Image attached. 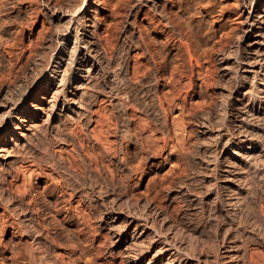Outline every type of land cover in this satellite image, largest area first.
<instances>
[{"label":"rangeland","instance_id":"rangeland-1","mask_svg":"<svg viewBox=\"0 0 264 264\" xmlns=\"http://www.w3.org/2000/svg\"><path fill=\"white\" fill-rule=\"evenodd\" d=\"M0 1V38L5 37L0 43H4L8 38V41L13 43V47L15 46L13 48L15 52L21 50L19 51L21 53L23 49L19 42H13L15 35L12 34L14 35L12 36L11 33H15L13 31L21 26L25 29V37H28L33 22V19L29 21V16L33 8L32 13H36L39 17L34 26L35 31L40 27L42 18L50 25L52 23V27L59 22L51 16L52 9L47 0ZM49 1H51L50 5L54 1L57 3V0ZM69 1L62 0L61 3H64V6L68 3L73 6L79 2V0ZM92 1L86 0L90 3ZM95 1L99 4L93 39L96 42L97 54L99 53L102 60L99 72L96 71L98 74L95 73V82L108 81L107 84L110 82L113 84L114 91L118 86H120L119 90L123 89L116 90L117 96L116 92H113L114 95L107 92H105L107 94L94 92L98 97L96 99L92 95L90 103L87 104L88 107L86 106L85 115L79 120L80 123L77 119L75 120V117H69L70 119L67 117L68 120L62 121L57 133L55 128L47 129L48 132L43 130V135L38 131L37 133L40 132L41 136L36 133L33 137L35 140L33 139L32 149H30L33 151L27 153L32 152L31 155L26 154L28 159L30 157L31 159L27 160L25 156L24 161L23 159L18 161L12 168L14 170L8 171L12 172L10 173L12 176L7 171L8 174L6 172L0 174V177H4V179L1 177L0 187L6 186L2 188L3 190L0 188V227H3L0 228V264H131L129 257L126 256L127 250L114 243L112 233L117 225V228L123 226V217L129 212L128 210L135 213L141 209L144 202L156 203L154 205L162 211L161 217L167 220L165 224H162L163 230H167L166 228L174 230L177 227L174 233H177L176 243L180 247L176 245V248L180 251H177L180 256L188 255L187 257L198 264H232L231 262L233 264H264V184H258L260 185L258 187L259 182L254 179L258 176L259 170L243 169L246 166L242 165L240 159L242 148L231 142L232 138L239 133L238 128L241 129L238 135L246 134L247 138L253 136L255 129V134H258V127L261 126L264 129V60L260 61L264 58V46L257 55L255 53V59H253L259 64L258 77L255 78L239 69L242 62L250 56L249 48H247L249 38L244 32L246 29L244 19L249 6L246 4L249 3L243 0H174L175 3L171 5L170 0L164 1L166 4L162 6L171 23L166 34L170 43L175 44L179 53L182 52L179 56L176 50L170 49L164 43V35L159 33L163 21L158 17L156 9L148 5L145 0ZM27 21L31 23L24 25ZM60 23L65 24L66 18L58 24ZM52 27L49 28L51 31L46 33V36L50 38L46 37L47 44L50 42L54 44L55 29ZM187 28L194 32L197 51L199 50L201 55L199 57L201 59L198 58L199 64H195L194 60L191 63L189 54L185 51V44L177 42V38H183ZM100 45L104 48L102 49ZM146 46L154 55L155 63L150 61ZM2 47L3 44L2 46L0 44V48ZM1 50L0 74L6 71L8 62L4 50ZM197 51L194 52L195 56L199 54ZM28 55V52H23L18 62V80L22 78L24 80L27 77L32 59L38 57L37 53ZM22 61L25 62L22 63ZM108 61L114 67L117 64V67L115 69L112 65L110 67ZM119 63L123 66L122 69L120 65V68L118 67ZM136 64L137 66H134ZM175 64L177 65V70L174 69L175 73L178 71L175 76L178 81L172 83L168 77L170 69H173ZM160 65L161 69H159ZM133 68L138 73H134ZM114 73L122 77H117ZM151 74L154 78L150 76ZM24 75L25 77H22ZM124 77L129 79L126 80ZM115 78H118L117 81ZM111 79L112 81H109ZM5 83L7 82L0 81V85ZM124 83L133 88L136 86V89H131L130 86L128 88ZM126 88L130 90V94ZM257 88L259 89L256 90ZM135 90L137 94H133ZM119 93L125 96L118 95ZM117 99L120 101L119 104ZM86 114L89 116L88 119ZM216 124L223 130V135L219 138L212 137L213 132L218 128ZM231 148L237 151L236 155L232 153L234 150ZM238 152L240 153L237 154ZM42 153L45 154L43 156L45 158L41 157L44 162L40 160ZM47 157L55 162L52 160L54 163L51 161L48 164ZM231 161H233L232 164ZM53 166L57 167L54 169ZM253 171L254 174L251 173ZM21 179L25 187L20 183ZM238 179H244L245 183ZM250 179H253L256 185H251L253 182ZM16 185L22 186L24 190L16 188ZM244 186L250 187L244 190ZM18 188L23 190L24 194ZM81 190L85 193L87 191L86 196ZM9 193L12 195L8 196ZM227 193L237 196L234 198ZM18 197L25 201L22 202L24 205H27L26 219L21 218L17 210L16 205L19 200L21 201ZM236 197H239V201H236ZM244 199L246 200L242 203ZM188 202H191V207ZM11 205L14 208H11ZM117 208L123 211L119 214L118 220L106 217L107 212H111L112 209L120 212ZM60 209L62 211H59ZM100 214L103 215L100 216ZM179 239H181L180 242ZM146 240L149 241V238H144L142 241L146 244L148 243ZM142 241L140 245L138 244V248H145L146 245H142ZM220 252L222 256L219 257ZM236 253L238 256H235ZM149 256L147 253L140 264H143Z\"/></svg>","mask_w":264,"mask_h":264},{"label":"bare ground","instance_id":"bare-ground-1","mask_svg":"<svg viewBox=\"0 0 264 264\" xmlns=\"http://www.w3.org/2000/svg\"><path fill=\"white\" fill-rule=\"evenodd\" d=\"M62 1V0H61ZM61 1H58L57 0V3H54L56 1H54L51 5H50V2H48L47 0V3L49 4V7L50 9H52L50 11L51 13V16H53V18H55V20L57 19V21L59 20V22L66 18V23L63 25V24H56L55 22H53V24L55 23V25H53L54 27H52V23L50 25V23L46 22L45 19L42 18V21L40 23V27L38 28V30H34V26L36 25L37 21L39 20V17L36 15V13H32L33 10L30 12V20L31 21L33 19V22H32V26H30V29H29V35L28 37H25V29L24 27H19L17 28L16 31H13L15 33H11L14 34L12 36H14V39H13V42L15 41L16 43L19 42L20 46L22 47V52L20 53L19 51L21 50H17L18 53H16L13 48V43L9 42L8 41V38L7 40L4 41V43H0L1 46L3 44V47L0 48L2 49L1 51L4 50V53L6 54V59L8 60L7 62V68L6 71L4 73H1L0 74V81H3V82H7L5 84H1L0 85V174L2 172H8L10 170H12V168L14 167V165L23 159L24 161V158L26 156L27 153H29L30 151H33V150H30L32 149L31 148V145H33L32 143L33 142V139L35 140V135L38 131H40L41 133L43 132V130H47V129H53L55 128L56 130V133H57V130H60L59 128H61L60 124L62 123V121H65V119H67V117H75V120L77 119L78 120V123L79 120H81V118L85 115L86 113V106L88 104V102L90 101V98L92 97V95L95 96L94 92H97V93H101V92H107L111 95H114L113 92H116V90L118 89V87L120 88V86L117 87V89L114 91L113 89V84L110 82L109 84H107V82H103L101 81V83H99L98 81L95 82V77H96V71H98L99 67L101 66V63H102V60L100 59L99 57V53L97 54V48H96V42H95V39H93V31H94V28L96 26V12L98 10V4H96L97 1L93 0L91 3L90 2H86V0H79V2L76 4L75 2V5L71 6L68 4H65L66 6H64L63 4L64 3H61ZM65 1V0H64ZM68 2H70L69 0H67ZM78 1V0H76ZM148 5H150L152 8L154 7L156 9V11L158 12V17L161 18V20L163 21V23L161 24L162 25V29L159 31L160 34L164 35V43L167 44V46L170 48V49H174L176 50L175 52L179 54L177 48H175V44L174 43H170V40L168 38V34H166V31L168 30L169 26H171V23L168 21V14L167 12L165 13V10L163 8V4L165 6L166 3H164V1L166 0H145ZM246 2V3H249V4H246V5H249L247 6L248 9L246 11V9L244 11H246V14H245V26H246V29L244 30L245 32V35L246 37L249 38V43H248V46L247 48H249V58L246 59V61L244 60L241 64V67L239 69H242L244 72H248L249 75H253V77H258L257 76V72H258V69H259V64L254 61L253 59H255V53L257 55V53L263 49V46H264V35H263V32H264V0H243V2ZM1 2V1H0ZM32 2V1H31ZM60 2V3H59ZM73 2V1H72ZM71 2V4H72ZM171 2V5H173L175 2L174 0H170ZM177 2V1H176ZM36 3V2H35ZM34 3V4H35ZM73 3V4H74ZM178 3V2H177ZM182 3V2H181ZM1 4V3H0ZM62 4V5H61ZM245 4V3H244ZM4 5V4H3ZM32 5V4H30ZM29 5V6H30ZM34 6V5H33ZM37 6V5H36ZM48 6V5H47ZM2 7V6H1ZM172 7V6H171ZM37 8V7H36ZM48 8V7H47ZM32 9V8H31ZM49 9V10H50ZM2 10V9H1ZM154 10V9H153ZM173 10V9H172ZM36 11V10H35ZM171 11V10H170ZM39 12V10H38ZM171 13V12H170ZM176 13V12H175ZM38 14V13H37ZM178 14V13H176ZM175 14V15H176ZM29 14H27L28 16ZM50 15V14H49ZM174 15V14H173ZM44 16H47L44 14ZM179 16V15H178ZM43 17V16H42ZM177 17V15H176ZM176 17H174L175 19H177ZM49 18V17H48ZM179 18V17H178ZM26 19H29V18H26ZM47 19V17H46ZM160 20V21H161ZM49 21V19L47 20ZM161 21V22H162ZM243 22V23H244ZM26 23H31V22H25L24 25H26ZM150 23V22H149ZM20 24V23H19ZM23 24V23H22ZM17 25V24H16ZM31 25V24H30ZM173 25V24H172ZM29 26V25H27ZM26 26V27H27ZM244 26V27H245ZM11 27V26H10ZM15 27V26H13ZM17 27V26H16ZM50 27H52V29L54 28L55 29V33H54V44L51 43L52 45H54L52 47V45L47 44L45 40L46 39V33L51 29H49ZM8 28V27H7ZM12 28V27H11ZM10 28V29H11ZM173 28V27H172ZM13 29V28H12ZM3 30V28H2ZM9 30V29H8ZM171 30V29H170ZM7 31V30H6ZM194 32L191 30V29H188L186 30L183 38H177V42H179L180 44L184 43L185 44V51L189 54V60L191 61L192 63V60H194L196 63L195 64H199V60L198 58L201 57L200 53H199V50L197 51V45L195 44V38H194ZM95 34V33H94ZM3 35V34H2ZM50 35V34H49ZM96 35V34H95ZM167 35V36H166ZM51 36V37H52ZM4 37V36H3ZM1 36L0 38V42H2V38ZM6 37H9L6 35ZM49 37V36H48ZM47 37V38H48ZM95 37V36H94ZM105 37V36H104ZM245 37V36H244ZM5 38V37H4ZM13 38V37H12ZM12 38L10 39V41L12 40ZM98 38V37H97ZM50 39V38H48ZM105 39V38H104ZM53 40V39H52ZM106 40H108V38H106ZM50 41V40H49ZM99 43V42H98ZM107 43V41H106ZM108 44V43H107ZM106 44V45H107ZM183 44V45H184ZM16 45V44H15ZM18 46V45H17ZM102 45H100L101 47ZM19 47V46H18ZM98 47V48H100ZM20 48V47H19ZM104 47L102 46V49ZM184 49V48H183ZM199 49V48H198ZM146 50L147 52L149 53L150 57L149 59H151L150 61L155 63V58H154V55L150 52V50L148 49V47L146 46ZM247 50V49H246ZM28 52L29 55H33L34 53H37L38 57L37 58H34L32 59L33 62L32 64L30 63L31 61H29V63L31 64L30 66V71H29V74L27 75V77L22 76V77H25L27 78L25 80H18V76H17V65L18 62H20V58L21 56L23 55V52ZM198 52L199 54H197V56L194 55V52ZM201 51V50H200ZM263 51V50H262ZM103 52V51H102ZM203 52V51H202ZM147 53V54H148ZM175 53V54H176ZM205 53V51L203 52ZM202 53V54H203ZM262 53V52H260ZM4 54V55H5ZM206 54V53H205ZM27 55V54H26ZM28 55V56H29ZM102 55V54H101ZM199 55V56H198ZM27 56V57H28ZM103 56V55H102ZM180 56V55H179ZM178 58H181L179 57ZM188 56V55H187ZM186 56V57H187ZM206 56V55H204ZM248 56V55H247ZM263 56V55H262ZM36 57V56H35ZM104 57H105V54H104ZM259 57V56H258ZM33 58V57H31ZM108 58V57H107ZM106 58V59H107ZM246 58V57H245ZM23 59V58H22ZM25 59V58H24ZM27 59V58H26ZM25 59V60H26ZM30 59V57H29ZM111 60V58H109ZM108 59V60H109ZM184 61H185V58H183ZM182 59V61H183ZM188 59V58H187ZM201 59V58H199ZM109 60V61H110ZM181 60V59H180ZM187 60L190 63V61ZM242 60V59H241ZM260 60V59H258ZM264 58L260 61H263ZM106 61V60H105ZM108 61V62H109ZM181 61V62H182ZM25 62V61H22V63ZM107 62V61H106ZM114 61H112L113 63ZM180 62V61H179ZM23 66H25L24 64H22ZM28 63V64H29ZM259 63H262V62H259ZM26 64V63H25ZM105 64V63H104ZM103 64V65H104ZM108 64V63H106ZM110 64V62H109ZM122 64V63H121ZM125 64V61L123 62V65ZM127 64V62H126ZM237 64H240V63H237ZM5 65V64H4ZM112 64H110V67H111ZM120 63L118 64V67L120 68ZM152 65V63H151ZM154 65V64H153ZM3 66V64H2ZM105 66V65H104ZM113 66V65H112ZM134 66H137L134 65ZM133 66V67H134ZM157 66V65H155ZM154 66V67H155ZM177 65L175 64V67L174 65L172 67H174L173 69H170L171 71L169 72V77L168 79L170 80V82L172 83H175L176 81H178L176 79V76L175 74L177 73L178 74V71L175 73V70H177ZM262 66V65H261ZM21 67V66H20ZM19 67V68H20ZM27 67V66H26ZM25 67V68H26ZM103 67V66H102ZM107 67V65H106ZM105 67V68H106ZM114 67V66H113ZM112 67V68H113ZM116 67H117V64H116ZM116 67H114L113 69H115ZM123 66H121V69H122ZM161 65L159 66V69ZM226 67V66H225ZM4 68V67H3ZM28 68V67H27ZM26 68V69H27ZM104 68V67H103ZM102 68V69H103ZM108 68V67H107ZM106 68V69H107ZM126 68V66H125ZM124 68V69H125ZM158 68V67H157ZM227 68V67H226ZM264 68V67H263ZM262 68V69H263ZM23 69V67H22ZM26 69L25 70V73H26ZM105 69V70H106ZM109 69V68H108ZM118 69V68H117ZM137 69V68H136ZM156 69V67H155ZM154 69V70H155ZM175 69V70H174ZM261 69V67H260ZM23 70V71H24ZM111 70V69H110ZM120 70V69H119ZM127 70V69H126ZM133 70L135 71V68H133ZM151 70V69H150ZM158 70V69H157ZM1 71V70H0ZM108 71V70H107ZM115 71V70H114ZM113 71V72H114ZM133 71V72H134ZM153 71V69L151 70ZM260 71V70H259ZM99 72V71H98ZM103 72V71H102ZM112 72V71H111ZM110 72V73H111ZM127 72V71H126ZM125 72V74H126ZM137 71H135L134 73H136ZM24 73V74H25ZM96 73V74H95ZM105 73V72H103ZM120 73V72H119ZM123 73H124V70H123ZM133 73V74H134ZM138 73V72H137ZM260 73V72H258ZM21 74V73H20ZM19 74V75H20ZM23 74V72H22ZM100 74V73H99ZM109 74V73H108ZM116 75V73H114ZM156 74V73H155ZM164 74V73H163ZM163 74H161L163 76ZM246 74V73H245ZM102 75V74H101ZM104 75V74H103ZM122 75V73H121ZM135 75V74H134ZM133 75V76H134ZM248 75V74H247ZM98 76V75H97ZM106 76V75H105ZM110 76V75H109ZM113 76V75H112ZM117 76V75H116ZM120 76V75H118ZM117 76V77H118ZM124 76V74H123ZM149 76V75H148ZM152 76V74L150 75ZM154 76V75H153ZM152 76V77H153ZM21 77V75H20ZM122 77V76H120ZM128 77V76H127ZM134 77H137V76H134ZM157 77V76H155ZM167 76L165 75V78ZM250 77V76H249ZM252 77V78H253ZM99 78V77H98ZM126 79V77H124ZM123 78V79H124ZM154 78V77H153ZM159 78V77H157ZM21 79V78H20ZM103 79V77H102ZM105 79V78H104ZM110 79V78H109ZM114 79V78H112ZM109 80V81H112ZM118 79V78H117ZM117 79L115 78V80L117 81ZM122 79V80H123ZM129 79V78H128ZM126 79V80H128ZM14 80H18V81H14ZM100 80V79H98ZM107 80V79H106ZM114 80V81H115ZM121 80V78H120ZM125 80V81H126ZM253 80V79H252ZM264 80V79H263ZM13 81V82H11ZM115 81V82H116ZM130 81V80H129ZM153 81V79H152ZM155 81V80H154ZM119 82H123V81H119ZM114 83V82H113ZM126 83V82H125ZM124 83V85H125ZM131 83V82H130ZM151 83V81H150ZM171 83V84H172ZM263 83V82H262ZM117 84V83H115ZM122 84V83H121ZM133 84V82H132ZM119 85V84H118ZM123 85V86H124ZM127 86V85H125ZM124 86V87H125ZM130 86V85H129ZM129 86H127L129 88ZM133 86V85H132ZM255 86V85H254ZM116 87V86H114ZM122 87V86H121ZM136 87V86H135ZM134 87V88H135ZM131 89H134L133 87L130 86ZM156 88V87H155ZM254 88V87H253ZM256 88V86H255ZM260 88V87H259ZM259 88H257L256 90H258ZM123 89V88H122ZM120 89V90H122ZM125 89V88H124ZM127 89V88H126ZM136 89V88H135ZM149 89V88H148ZM154 89V88H153ZM119 90V89H118ZM119 90V91H120ZM128 90V93L130 94V90ZM127 90L126 91V94L128 95L127 93ZM149 90H152V88H150ZM155 90V89H154ZM124 91V92H125ZM133 91V90H132ZM138 91V90H137ZM141 91V90H140ZM255 91V90H254ZM122 92V91H121ZM122 92V93H124ZM143 92V91H141ZM155 92V91H154ZM257 92V91H256ZM105 93V94H107ZM117 93L116 92V96H117ZM122 93H119L118 95L122 94ZM259 93V92H258ZM263 93V92H262ZM108 94V95H109ZM133 94H137L136 93V90ZM250 94V93H248ZM255 94V93H254ZM98 95V94H97ZM124 95V94H122ZM126 97H129L127 96ZM125 96V95H124ZM260 96V94L258 95ZM98 97V96H97ZM97 97L95 96V98L97 99ZM112 97V96H111ZM109 97V99L111 98ZM123 97V96H121ZM125 97V98H126ZM137 97V96H135ZM251 97V96H250ZM264 97V96H263ZM94 98V97H93ZM117 97H115L116 99ZM171 98V97H170ZM169 98V99H170ZM174 99V98H173ZM173 99H170V100H173ZM111 100V99H110ZM118 100V99H117ZM122 100V98H121ZM125 100V99H124ZM127 100V99H126ZM256 100V99H255ZM260 100V99H259ZM262 100V99H261ZM95 101V100H94ZM119 101V100H118ZM117 101V104L120 103V101L118 102ZM123 101V100H122ZM254 101V100H253ZM114 102V101H113ZM264 102V101H263ZM90 103V102H89ZM116 103V102H115ZM124 103V102H123ZM254 103V102H253ZM122 104V103H121ZM257 104V103H256ZM260 104V103H259ZM262 104V103H261ZM88 107V106H87ZM91 108V107H89ZM251 109V108H250ZM249 109V110H250ZM261 109V108H260ZM261 111V110H260ZM88 112V111H87ZM252 112V111H251ZM250 113V112H249ZM253 113V112H252ZM256 113V112H255ZM253 115V114H252ZM255 115V114H254ZM260 115V114H258ZM87 116V114H86ZM85 116V118H86ZM89 116H87L86 119H88ZM256 117V115L254 116ZM84 118V119H85ZM70 119V118H69ZM256 119V118H254ZM253 119V120H254ZM68 120V119H67ZM75 120H74V123H75ZM70 121V120H69ZM72 121V120H71ZM86 121V120H85ZM88 121V120H87ZM257 121V120H256ZM252 122V121H251ZM64 123V122H63ZM259 123V122H257ZM256 123V124H257ZM253 124V123H251ZM217 125V124H216ZM260 125V124H259ZM220 125H217L216 127H218ZM263 126V125H262ZM64 127V126H63ZM254 127V126H253ZM213 128V127H211ZM222 128V127H221ZM221 128H217L214 132H213V138L218 136H222L223 135V130ZM255 128V127H254ZM63 129V128H62ZM205 129V128H204ZM240 131L241 129L238 128ZM246 129V128H245ZM251 129H253L251 127ZM259 131H257L258 134H255L256 132H254L253 130V136L250 137V138H247L245 135H238L240 133L237 134V136H234L232 138V141L233 143L237 144L239 147L242 148V153H241V157L240 159L242 160L241 162L243 163L242 165L246 166V167H243L244 168H247L248 171L253 168L255 170H259L258 171V176H255L256 179L260 184V185H263L264 184V129L260 127H258ZM42 130V131H41ZM54 130V129H53ZM64 130V129H63ZM243 130V129H242ZM44 131V132H45ZM54 131V132H55ZM211 131V130H210ZM248 131V130H247ZM39 132V133H40ZM48 132V131H46ZM63 132V131H62ZM237 132V131H236ZM251 132V131H250ZM37 133V134H39ZM50 133V132H49ZM61 133V131H60ZM208 133V132H207ZM211 133V132H210ZM235 133V132H234ZM244 133V132H243ZM241 133V134H243ZM247 133V132H246ZM46 134V133H45ZM62 134V133H61ZM204 134V133H203ZM225 134V133H224ZM236 134V133H235ZM234 134V135H235ZM255 134V135H254ZM40 135V134H39ZM43 135V133H42ZM207 135V134H206ZM250 135V133H249ZM41 136V135H40ZM210 137V135H208ZM232 136V135H231ZM251 136V135H250ZM212 137H211V140H212ZM217 138V140H219ZM38 140V138H36ZM215 140V139H214ZM229 140V139H228ZM231 140V139H230ZM246 142H248L246 144ZM227 143V142H226ZM244 143L246 145H244ZM36 144V142H35ZM35 144H34V147H35ZM210 146V145H209ZM33 147V146H32ZM206 147V145H205ZM36 149V148H35ZM39 149V147H38ZM233 149V148H231ZM37 150V149H36ZM40 150V149H39ZM38 150V151H39ZM205 150V149H204ZM207 150V148H206ZM205 150V151H206ZM234 150V149H233ZM37 151V152H38ZM232 151V150H231ZM239 151V150H238ZM237 152V151H236ZM236 152L235 150L232 151V153H235L236 155ZM32 153V152H31ZM30 154H27L28 155H31ZM39 154H41L40 152H38ZM37 153V154H38ZM240 152H238L237 154H239ZM35 154V153H33ZM47 154V153H46ZM26 156V157H27ZM34 156V155H33ZM45 156V154L43 155L42 153V156H40V160H41V157ZM49 156V155H47ZM234 156V155H233ZM30 157V156H29ZM38 157V156H37ZM33 158V157H32ZM45 158V157H43ZM48 159L50 157H47ZM27 160L31 159V157L28 159L25 158ZM35 159V158H33ZM52 159V158H51ZM26 160V161H27ZM37 160V159H36ZM39 160V159H38ZM39 160V161H40ZM43 160V159H42ZM41 160V161H42ZM53 160V159H52ZM49 159V162L48 164H50V162L52 161ZM239 160V159H238ZM33 161V160H32ZM37 161V162H39ZM40 161V162H41ZM54 161V160H53ZM52 161V162H53ZM235 161V160H233ZM231 161V164L232 162ZM31 162V161H30ZM28 162V163H30ZM39 162V163H40ZM44 162V160H43ZM55 162V161H54ZM53 162V163H54ZM240 162V163H241ZM26 163V162H24ZM26 163V164H28ZM34 163V162H33ZM47 163V162H45ZM57 163V162H56ZM55 163V164H56ZM21 163H19L20 165ZM25 164V165H26ZM31 164V163H30ZM29 164V165H30ZM36 164V162H35ZM42 164V162H41ZM55 164H52L55 166ZM59 164V163H57ZM229 164V163H228ZM235 164V163H234ZM18 165V164H17ZM22 165V164H21ZM20 165V166H21ZM38 165V164H36ZM43 165V164H42ZM41 165V166H42ZM236 165V164H235ZM241 165V166H242ZM27 166V165H26ZM33 166V165H32ZM31 166V169H33ZM51 166V165H50ZM53 166V167H54ZM233 166V165H232ZM16 167V166H15ZM22 167V166H21ZM20 167V168H21ZM35 167V166H34ZM39 167H40V164H39ZM52 167V168H53ZM57 167V166H56ZM54 167V169L56 168ZM59 167V166H58ZM238 168L240 166H237ZM17 168V167H16ZM19 168V166H18ZM17 168V169H18ZM23 168V167H22ZM21 168V169H22ZM26 168V167H24ZM28 168V167H27ZM48 168V167H47ZM250 168V169H249ZM16 169V170H17ZM38 169V168H37ZM37 169H34L35 171ZM232 169V168H231ZM237 169V168H236ZM14 170V169H13ZM12 170V171H13ZM20 170V169H19ZM18 170V171H19ZM25 170V169H24ZM29 171V169H27ZM58 170V169H57ZM227 170V169H226ZM238 170V169H237ZM242 170V169H241ZM246 170V169H244ZM33 171V170H31ZM54 171V170H52ZM231 171V170H230ZM235 171V170H234ZM243 171V170H242ZM252 171V169H251ZM6 172V174H8ZM22 172V171H20ZM24 172H27V171H24ZM23 172V173H24ZM244 172V171H243ZM257 172V171H255ZM12 174V172H10ZM9 173V174H10ZM17 173V172H16ZM240 173V172H239ZM247 173V172H245ZM250 173V172H248ZM254 174V171L251 172ZM4 174V173H3ZM10 174V175H11ZM13 174H15L13 172ZM48 174V173H47ZM51 174V173H50ZM28 175V174H26ZM26 175H23V176H26ZM244 175V174H243ZM252 175V174H250ZM12 176V175H11ZM16 176V175H15ZM241 176V175H240ZM245 176V175H244ZM243 176V177H244ZM3 177V176H1ZM1 177H0V181H1ZM6 177V176H5ZM14 177V176H13ZM12 177V178H13ZM20 177V176H19ZM21 177H22V174H21ZM227 177H230V176H227ZM233 177V176H232ZM247 177L249 178V174H247ZM254 177V176H253ZM15 178V177H14ZM18 178V177H17ZM27 178V177H26ZM231 178V177H230ZM235 178V177H234ZM246 178V176H245ZM251 178V176H250ZM4 179V177H3ZM6 179V178H5ZM30 178H28V182L30 183L29 181ZM232 179V178H231ZM247 179V178H246ZM15 180V179H14ZM26 180V179H25ZM235 180V179H234ZM238 180H242V179H238ZM237 180V181H238ZM252 180L253 182V179H250ZM24 181V180H23ZM230 181V180H229ZM244 182V179L242 180ZM256 181V182H257ZM4 181H2L3 183ZM241 182V183H243ZM1 183V184H2ZM10 183H11V180H10ZM22 184V179H21V182ZM226 183V182H225ZM230 183V182H229ZM228 183V185H229ZM245 183V182H244ZM243 183V184H244ZM251 183V181H250ZM255 183V181L251 184L253 185ZM5 184V183H3ZM2 184V185H3ZM12 184V183H11ZM243 184H240V185H243ZM247 184V182H246ZM249 184V182H248ZM23 187L24 186V182H23ZM227 185V186H228ZM239 185V184H238ZM256 185V184H254ZM258 185V187L260 186ZM28 186V185H27ZM226 186V187H227ZM230 186V185H229ZM234 186V185H233ZM3 187H6V186H2L0 187L1 189ZM19 187L21 189H23V187L21 186H17L16 185V188ZM242 187V186H241ZM240 187V188H241ZM247 187V186H246ZM244 186V190L246 188ZM250 187V186H248ZM247 187V188H248ZM253 187V186H252ZM257 187V186H256ZM264 187V186H263ZM8 188V186H7ZM18 188V189H19ZM29 188V186H28ZM19 189V190H21ZM229 189V188H228ZM255 189V187H254ZM260 189V188H259ZM3 190V189H2ZM18 190V191H19ZM24 190V189H23ZM21 190V192L23 191ZM26 190V188H25ZM181 190V189H180ZM179 190V191H180ZM186 190V189H185ZM188 190V189H187ZM234 190V188H233ZM237 190V189H236ZM250 190H252L250 188ZM249 190V192H250ZM82 191V190H81ZM80 192L79 195H80ZM238 191H240V189H238ZM243 191V190H242ZM247 191V189H246ZM254 191V190H253ZM252 191V192H253ZM1 192V190H0ZM6 192V191H5ZM20 192V193H21ZM24 192V191H23ZM22 192V193H23ZM84 191H82L83 193ZM234 192V191H233ZM251 192V194L253 195V193ZM3 193V192H2ZM19 193V194H20ZM85 193V192H84ZM83 193V194H84ZM87 193V191H86ZM86 193L84 194L86 196ZM111 193V192H110ZM113 193V192H112ZM183 193V192H182ZM181 193V194H182ZM241 193V192H240ZM248 193V191H247ZM246 193V194H247ZM4 194V193H3ZM8 194V192H7ZM11 193H9L8 196H10ZM24 194V193H23ZM21 194V195H23ZM82 194V195H83ZM116 194V193H115ZM228 195L230 194V196L234 197L237 196V191H236V194L237 195H231V193H227ZM235 194V193H234ZM250 194V193H249ZM12 195V194H11ZM118 195V194H117ZM245 195V193H244ZM248 195V194H247ZM2 196V194H1ZM20 196V195H19ZM26 196V195H25ZM88 196V195H87ZM184 196V194H183ZM182 196V197H183ZM188 196V195H186ZM246 196V195H245ZM245 196L243 198H245ZM250 196V195H249ZM3 197L5 198V196L3 195ZM21 197V196H20ZM18 197V198H20ZM81 197V196H80ZM79 197V198H80ZM111 197V196H110ZM118 197V196H117ZM185 197V196H184ZM251 197V196H250ZM249 197V198H250ZM14 198V197H13ZM22 198V197H21ZM20 198V199H21ZM78 198V199H79ZM89 198V197H88ZM91 198V197H90ZM109 198V197H108ZM113 198V197H111ZM180 198V197H179ZM193 198V197H191ZM190 198V199H191ZM231 198V197H230ZM7 199V198H5ZM11 199V198H9ZM8 199V200H9ZM23 199V198H22ZM21 201L19 200V203L18 205H15L17 206V210H19V213L21 214V218L23 217L24 219L27 218V214L25 212V207L27 205H24L22 202L24 201ZM85 199H87L85 197ZM107 199V198H106ZM105 199V201H106ZM110 199V198H109ZM118 199V198H117ZM116 199V200H117ZM185 199V198H184ZM189 200V198H187ZM232 199V198H231ZM230 199V200H231ZM239 199V197H236V201ZM242 199V198H241ZM240 199V200H241ZM7 200V201H8ZM13 199H11L12 201ZM84 200V199H83ZM92 200V199H91ZM94 200V199H93ZM97 200V199H96ZM104 200V199H103ZM121 200V199H119ZM183 200V199H182ZM246 199H244L243 202H245ZM1 201V200H0ZM14 201V200H13ZM79 201V200H78ZM82 201V200H81ZM101 201V199H100ZM104 201V202H105ZM110 201V200H109ZM112 201V199H111ZM148 201V200H147ZM185 201V200H184ZM192 201V200H191ZM235 201V199H234ZM239 201V200H238ZM4 202V201H2ZM25 202V201H24ZM89 202V201H87ZM98 202V201H97ZM187 202V201H186ZM230 202V201H229ZM248 202V200H247ZM6 203V202H5ZM4 203V205H5ZM9 203V202H8ZM10 203H13V202H10ZM17 203V202H16ZM27 203V202H26ZM91 203V202H90ZM103 203V202H102ZM112 203V202H111ZM119 203V201L117 202V204ZM145 203V204H144ZM143 203V206L141 207V209L135 213H131L130 210H128L129 212H127L123 219H124V224L123 226L120 228H117V226L115 227V230L112 234H114L113 236V241L116 245H118V247H124L125 250H127L126 252V256L127 258L129 257L130 261H131V264H140V261L142 260V258H144V256H146V254L148 253L150 256L148 257V259L143 263V264H198L196 263L195 261H193L190 257H182V255L180 256L176 248V245L179 246L176 242V236L177 233H174L175 229L177 228L176 225H174L176 228L174 230H172V228H166L167 230H163L162 228V224H165V219L162 216V211L159 210L157 208L156 203L153 204L150 203V202H144ZM189 203V202H188ZM191 203V202H190ZM189 203V204H190ZM195 203V202H194ZM241 203V202H240ZM92 204V203H91ZM97 204V203H96ZM104 204V203H103ZM106 204V203H105ZM108 204V203H107ZM113 204V203H112ZM115 205L116 207L118 205ZM126 204H129V203H126ZM137 205V203H135ZM187 204V203H186ZM236 204V203H234ZM239 204V203H238ZM246 204V203H244ZM243 204V205H244ZM24 205V206H23ZM131 205V204H130ZM135 205V207H136ZM195 204H193L194 206ZM229 205V203H228ZM241 205V204H240ZM12 206V205H11ZM99 206V205H97ZM101 206V205H100ZM110 206V205H109ZM132 206V205H131ZM138 206V205H137ZM230 206V205H229ZM232 206V205H231ZM6 207H7V204H6ZM4 206V208H6ZM128 207V206H127ZM190 207H191V204H190ZM11 208H14L13 206ZM100 208V207H99ZM112 208H113V205H112ZM120 208V207H119ZM117 208V209H119ZM123 208V207H122ZM232 208V207H231ZM7 209V208H6ZM10 209V208H9ZM16 209V207H15ZM58 209V208H57ZM105 210V208H103ZM107 209V208H106ZM111 209V208H110ZM127 209V208H126ZM136 209V208H135ZM134 209V210H135ZM139 209V208H138ZM11 210V209H10ZM14 210V209H12ZM27 210V209H26ZM68 210V208H67ZM109 210V209H107ZM115 210V209H114ZM113 209L111 210V212H107L106 216L107 218H110L111 220L113 219H117L119 214H121L123 211L120 210V212L118 211H114ZM125 210V208H124ZM133 210V208H132ZM137 210V209H136ZM195 210V209H194ZM59 211H62V209H60ZM103 211V210H101ZM106 211V210H105ZM11 212V211H9ZM58 212V211H56ZM67 212V211H65ZM2 213V212H1ZM12 213V212H11ZM17 214V212H15ZM18 213V214H19ZM29 213H30V210H29ZM68 213V212H67ZM31 214V213H30ZM29 214V215H30ZM65 214V213H64ZM104 214V213H103ZM103 214H100L103 215ZM18 216V215H16ZM65 216V215H63ZM3 217V216H2ZM1 217V218H2ZM31 217V216H30ZM66 217V216H65ZM68 217V216H67ZM120 217V216H119ZM165 217V216H164ZM102 218V217H100ZM24 219H22L24 221ZM30 219V218H29ZM28 219V220H29ZM64 219V218H63ZM21 220V221H22ZM104 223H105V219H103ZM118 220V219H117ZM3 221V220H1ZM19 221V220H18ZM19 221V222H21ZM27 221V220H26ZM122 221V219H121ZM4 222V221H3ZM28 222V221H27ZM110 222V221H108ZM118 222V221H117ZM3 224V223H2ZM1 224V225H2ZM28 224V223H27ZM30 224V223H29ZM108 224V223H107ZM110 224V223H109ZM122 224V223H121ZM116 225V224H115ZM114 225V226H115ZM120 225V224H119ZM172 225V224H171ZM164 226V225H163ZM111 227V226H109ZM166 227V225H165ZM168 227V226H167ZM169 227H171L169 225ZM186 227V226H185ZM0 228H3L2 226ZM110 229V228H109ZM2 230V229H1ZM181 230V228H180ZM186 230V229H185ZM178 231V230H177ZM176 231V232H177ZM181 232V231H180ZM111 234V232H110ZM111 236V235H110ZM179 236V234H178ZM180 237V236H179ZM144 238H149V241L146 240V242L148 243H144ZM178 240V239H177ZM181 239H179V242H180ZM111 241V240H110ZM141 241L143 242L142 245H146L145 248H138V244L140 245ZM111 243V242H110ZM113 243V242H112ZM137 246V247H135ZM233 246V245H232ZM236 246V245H235ZM117 247V248H118ZM143 247V246H141ZM180 247V246H179ZM234 247V246H233ZM182 248V247H181ZM229 248V247H228ZM226 249V248H225ZM231 249V248H230ZM182 250V249H181ZM234 250V249H233ZM178 251V252H177ZM231 251V250H229ZM185 253V252H184ZM188 253V252H187ZM221 253V252H220ZM231 253V252H230ZM229 253V254H230ZM181 254V253H180ZM225 254V252H224ZM237 255L235 256H238V253H236ZM191 255V254H190ZM227 255V254H226ZM233 255V254H232ZM222 256V253L221 255H219V257ZM126 258V257H125ZM233 258V257H232ZM237 258V257H236ZM235 258V259H236ZM222 259V258H220ZM229 259V258H228ZM217 260V259H216ZM224 260V259H223ZM225 260H226V257H225ZM234 260V259H233ZM199 261V260H198ZM219 261V260H218ZM228 261V260H227ZM214 262H217V261H214ZM213 262V263H214ZM222 262V261H220ZM231 262V261H230ZM233 264V262H231ZM206 264V263H205ZM215 264V263H214ZM219 264V263H218Z\"/></svg>","mask_w":264,"mask_h":264}]
</instances>
